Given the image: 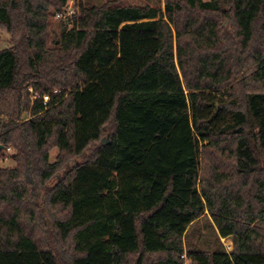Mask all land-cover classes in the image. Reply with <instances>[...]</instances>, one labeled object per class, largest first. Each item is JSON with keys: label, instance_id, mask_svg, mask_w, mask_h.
Listing matches in <instances>:
<instances>
[{"label": "trees", "instance_id": "1", "mask_svg": "<svg viewBox=\"0 0 264 264\" xmlns=\"http://www.w3.org/2000/svg\"><path fill=\"white\" fill-rule=\"evenodd\" d=\"M119 1L0 0V264H264V0Z\"/></svg>", "mask_w": 264, "mask_h": 264}, {"label": "rangeland", "instance_id": "2", "mask_svg": "<svg viewBox=\"0 0 264 264\" xmlns=\"http://www.w3.org/2000/svg\"><path fill=\"white\" fill-rule=\"evenodd\" d=\"M103 2L112 1V0H102ZM77 0H69L65 14L61 15V17L54 16L51 18V31L56 30V26L60 24L61 19L68 18L73 11H75L74 6L76 5ZM118 3L126 4V5H149L151 7L160 8L163 10L164 0H120ZM7 35L0 32V49L7 47ZM107 137V136H106ZM10 153V152H9ZM57 155V149L54 148L50 151V161L53 162ZM262 164L264 165V160H262ZM0 167L2 168H12L14 167V162L8 156L3 161H0ZM54 182H51L52 185ZM188 234L191 236L193 240H197L200 247L206 250H212L217 246L218 241L223 246V248L229 252L230 251V239L220 238L218 235L217 229L210 218L207 211H205L204 215L201 216L195 223L189 228ZM185 264H190L188 259L184 260Z\"/></svg>", "mask_w": 264, "mask_h": 264}, {"label": "built area", "instance_id": "3", "mask_svg": "<svg viewBox=\"0 0 264 264\" xmlns=\"http://www.w3.org/2000/svg\"><path fill=\"white\" fill-rule=\"evenodd\" d=\"M57 17H61V15H56ZM49 102V96L45 95L43 96V105H47Z\"/></svg>", "mask_w": 264, "mask_h": 264}]
</instances>
